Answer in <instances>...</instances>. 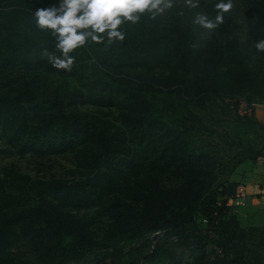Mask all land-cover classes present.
<instances>
[{
  "label": "rangeland",
  "instance_id": "obj_1",
  "mask_svg": "<svg viewBox=\"0 0 264 264\" xmlns=\"http://www.w3.org/2000/svg\"><path fill=\"white\" fill-rule=\"evenodd\" d=\"M253 1L255 0H234V7L229 14H225V18L232 31L229 39L235 42V50L242 56L246 68L255 76V72L261 70V56L255 48L257 41L255 30L250 33V29L255 27L256 22ZM172 3V8L166 9L163 14H157L151 25L148 19L142 18L140 22L148 23L149 29L158 36L165 35L173 29L176 22L183 27H189L193 36L186 48L187 62L183 63L185 56L174 55L167 51L161 57V62L141 70H133L129 66L123 67L121 65L126 63L117 59L113 60L114 65H110L116 66L115 70L131 75L136 81H149L153 84L147 87L149 102L145 103L151 118H158L153 122L150 130L151 137H154L152 146H146L147 138L139 143L140 139H137L135 135L137 130L129 132L130 121L127 127L119 123L116 107L126 104L118 103L112 106L113 102L107 103L105 100L101 104H79L76 100L75 94L73 95L76 87L88 86L91 88L87 89L92 96L104 88L103 79L99 78L95 81L98 71L94 67L92 55L81 62L74 60L77 82L72 76H59L41 71L26 72L17 67L12 68L11 64L0 65L1 91L14 94L29 87L36 94V102L47 101L56 92H63L67 112L77 109L84 114L82 116L84 120L96 117L105 122L108 129L114 131L117 143V147L113 148L111 154L114 163L118 164L119 168L137 171L130 180L118 174L124 179L118 177V185L115 187L116 199L110 198L112 205L109 212L96 213L95 200L92 202L82 200L73 207L62 209L66 215L93 217L96 233L107 241V249L98 251V254L93 256L94 260L88 264H153L158 260L157 256L164 255L166 252H169V256L162 264H195L198 261L212 259L214 255H222L219 248L212 243L197 244L195 237L207 235L212 237L211 231L206 229L199 215L195 216L197 226L190 224L183 229L159 228L152 232L144 231L142 232H146L144 237L134 243L125 242L122 237L128 230L129 234L139 221L146 225L152 215L157 214L162 217L167 205L192 204L215 190L219 191V187L227 183L229 173L241 157L245 155L250 159H244V161H255V154L261 141L260 135L264 134V131L255 124L239 118L247 115L243 114V108H241L243 105L253 109L255 119V109H264V98H258L255 91L243 89V92L236 96L237 99L235 98L236 106L228 98L215 97L214 99L213 95H207L203 100L186 104H179L175 100L173 95L175 85L185 70L187 71L186 81L190 82L195 91L200 89L201 85L209 88L210 77L213 74L216 77L214 87L217 91L230 89L237 91L238 88L233 85L239 82L235 78V75L239 73L233 67L232 59L229 57L230 52L225 46L226 37L220 29L217 27L209 31L195 22L200 14H207L210 18L215 17L211 0H172ZM143 16L149 17L147 14ZM23 20L27 21L26 18ZM0 21H2L0 24L1 54L5 48L2 44L7 40L4 35L7 25L9 27L15 25L16 28L25 24L18 17L9 23L2 17ZM17 32L10 31L8 35L10 41L21 38L14 35ZM104 42L99 45H102L100 47L105 53H109L110 45L107 46ZM172 43L176 42L166 40L165 44L171 46ZM89 77L92 82L88 85ZM94 99L97 100V97ZM121 127L126 128L125 133ZM177 133H181L180 137L187 141V152L192 158L198 160L190 164L192 167L182 168H193L188 178L186 172L172 173L176 164L166 163L170 156L175 155L167 140ZM158 135H162V139ZM70 142L72 144L63 148L57 145L55 148L48 147L35 152L27 150L30 148L25 146V150L20 152L19 147L22 143L10 141L0 127V178L4 176L5 170L13 166L18 173L32 179L62 180L71 185L77 183L82 179L85 170L77 157L83 158L89 155L95 146H80L76 141ZM124 145L128 146V151L130 150L128 157L127 154L125 155L126 151L123 152ZM226 188L228 189V186ZM7 192L12 193L10 190ZM224 194L227 193L224 192ZM50 197L55 199L56 193H52ZM35 215L36 213L33 216ZM137 217L143 219H137L135 222ZM41 219V215L35 217L37 222ZM157 224H160V218H157L155 225ZM45 233L42 232L45 235L44 240H37L36 235L30 234L18 241L17 251L26 264L50 263L51 256L46 249L49 245L47 243L49 234L47 236ZM179 237L182 239L180 242H178ZM182 242H185L186 246H182ZM155 250L157 251L156 261L148 260L146 258L148 254ZM0 264H8V262L0 257Z\"/></svg>",
  "mask_w": 264,
  "mask_h": 264
},
{
  "label": "trees",
  "instance_id": "obj_2",
  "mask_svg": "<svg viewBox=\"0 0 264 264\" xmlns=\"http://www.w3.org/2000/svg\"><path fill=\"white\" fill-rule=\"evenodd\" d=\"M58 2L59 0H0V18H6L7 23L17 17L22 21H24L23 18L27 20L24 21L25 25H19L16 28L15 25H11V27L7 25L4 33L7 40L2 44L5 48L0 54V65L11 64L12 68L17 67V69L26 72L41 71L59 76H72L75 81L77 80L75 64L71 71L57 69L53 67L48 57L43 55L45 50L59 55L55 49L56 36L51 30L39 28L34 10L53 5L58 6ZM214 3L215 0H211L212 7ZM252 4L256 22L255 27L250 29V33L255 30V39H264V0H255ZM142 18L148 19L151 25L156 16L150 18L142 15ZM150 25L140 21L136 24L128 22L122 25V30L125 33L123 41L104 42L105 45H110L109 53H105L101 49L102 45L93 43L91 40L71 53L75 60L80 62L92 55L94 67L98 71L95 81L99 78L103 79L104 86L95 96H92L87 89L88 86L74 88L73 95L75 94L78 103L101 104L105 100L107 103L113 102L112 106L118 103L126 104L116 107L119 123L123 127H127L130 121L129 132L137 130L135 135L137 139H140L139 143L147 138L146 146L148 147L152 146L154 140V137H151V126L158 120V118H151V114L147 113L148 108H145V103L149 102L147 87L153 84L149 81H136L131 75L115 70L116 66L110 65H114L113 60L117 59L126 63V65H121L123 67L128 68L129 66L133 70H141L161 62V57L167 51L174 55L185 56L183 60L185 63L187 62L186 48L193 36L189 27H183L178 22L175 23L173 29L162 36H158L149 29ZM218 28L226 37L225 46L230 52L229 57L232 59L235 71L239 73L235 75L239 82L233 85L238 88L237 91L231 89L217 91L214 87L215 74L210 77L211 86L209 88L201 85L200 89L195 91L190 82L186 81L187 71L185 70L176 85L174 84L176 87L173 95L179 104L196 102L203 100L207 95H213L214 99H216L215 97L228 98L236 106V96L242 93L243 89L255 91L258 98H264V52L257 50L261 56V70L256 71L254 76L246 68L242 56L235 50V42L229 39L232 31L226 18ZM10 31H18L14 35L21 38L10 41V36H8ZM166 40H174L176 43L169 46L171 43L165 44ZM91 82L89 77L88 85ZM95 97L97 100L94 99ZM35 98V92L29 87L14 94H7L0 90V127L3 128L10 141L22 143V146L19 147L20 152L25 150V146L30 148L27 150L33 152L48 147L55 148L57 145L63 148L72 144L70 141H76L80 146L91 147L92 145L95 146V149L83 158L77 157L85 170L82 179L72 185L62 180L32 179L18 173L13 166L4 171V176L0 178V257L4 258L8 264H26L17 251L18 241L30 234L36 235L37 240H44L45 235L42 232H46L47 236L49 234L47 240L49 245L46 248L51 256L49 264H68L70 262L88 264L94 260L93 256L98 254V251L107 249V241L96 233V223H94L93 217L66 215L62 209L73 207L82 200L90 202L95 200L96 213L109 212L112 205L110 198L116 199L115 187L118 185V177L124 179L120 176L122 175L126 180H130L137 171L119 168L118 164L114 163L111 154L113 148L117 147L114 137L116 134L105 126V122L96 117L84 120L82 117L84 114L77 109L67 112L63 101V92H56L47 101L36 102ZM239 118L242 121L255 124L264 131V124L254 118L253 112ZM122 129L125 133L126 128ZM180 135L181 133H177L167 140L175 155L170 156L166 163L176 164L172 173L186 172L188 178L191 176L189 172L193 168H182L190 166L191 163H196L198 160L192 158L187 152V141ZM158 137L162 139V135H158ZM260 140L259 146L264 142V134L260 135ZM123 148H125L123 152L126 151L125 155L130 156L128 146L124 145ZM244 159L250 158L245 155L241 157L233 166L232 171ZM119 173L120 175H118ZM225 184L219 187V191H213L198 202L188 205H167L162 217L157 214L152 215L146 225L139 221L135 228L132 227L134 229L129 234L128 230L123 235V240L130 243L138 242L146 232H152L159 228L170 230L183 229L184 226L190 224L197 226L195 216L199 215L200 220L205 223L206 229L211 231L212 237L208 235L195 237L197 244L212 243L219 248L222 255H214L212 259L198 261L195 264H264V224L246 227L240 225L237 217L229 212L225 199L234 190L229 192ZM8 190L12 193L7 192ZM52 193H56L55 199L50 197ZM34 213H36L35 216H33ZM37 215L42 216L39 222L35 221ZM157 218H160V224L155 225ZM137 219L143 218L137 217L135 222ZM40 231L42 232L39 233ZM144 231L146 232L142 233ZM181 240L179 237L178 242ZM181 245L186 246L185 242H182ZM13 249L15 251H12ZM156 256L157 251L155 250L149 253L146 258L156 261L158 257V260L153 264H162L165 258H168L169 252Z\"/></svg>",
  "mask_w": 264,
  "mask_h": 264
},
{
  "label": "clouds",
  "instance_id": "obj_3",
  "mask_svg": "<svg viewBox=\"0 0 264 264\" xmlns=\"http://www.w3.org/2000/svg\"><path fill=\"white\" fill-rule=\"evenodd\" d=\"M172 0H59L58 6L36 8L34 15L41 29H48L56 36L55 49L59 53L47 56L53 67L71 71L75 57L74 51L85 45L88 40L99 44L107 40L123 41L125 33L122 25L136 24L142 15L154 18L172 8ZM195 7L196 5H192ZM216 15L197 16L196 23L211 31L224 22L225 14L234 7V0H215ZM255 48L264 52V39L255 42Z\"/></svg>",
  "mask_w": 264,
  "mask_h": 264
},
{
  "label": "crops",
  "instance_id": "obj_4",
  "mask_svg": "<svg viewBox=\"0 0 264 264\" xmlns=\"http://www.w3.org/2000/svg\"><path fill=\"white\" fill-rule=\"evenodd\" d=\"M256 119L264 124V109H255ZM255 161H243L238 164L227 180L229 192L243 185L245 197L239 205L226 196L229 212L234 214L241 226L264 224V160L258 159L264 150V142L258 148Z\"/></svg>",
  "mask_w": 264,
  "mask_h": 264
},
{
  "label": "built area",
  "instance_id": "obj_5",
  "mask_svg": "<svg viewBox=\"0 0 264 264\" xmlns=\"http://www.w3.org/2000/svg\"><path fill=\"white\" fill-rule=\"evenodd\" d=\"M243 114H251L253 109L250 106L243 105ZM264 160V150L262 155L258 158ZM245 197V190L242 185H238L230 196V199L235 202V205H239L240 201Z\"/></svg>",
  "mask_w": 264,
  "mask_h": 264
}]
</instances>
